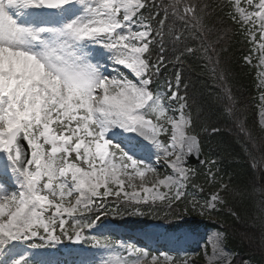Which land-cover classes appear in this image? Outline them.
Listing matches in <instances>:
<instances>
[{"label":"snow or ice","instance_id":"obj_1","mask_svg":"<svg viewBox=\"0 0 264 264\" xmlns=\"http://www.w3.org/2000/svg\"><path fill=\"white\" fill-rule=\"evenodd\" d=\"M230 2L232 19L254 43L259 34L264 52V0ZM150 7L154 0H0V264H61L40 250L62 238L87 241L85 228L95 222L76 217L106 197L171 204L185 195L187 158L201 146L190 134L179 76L177 91L157 83L165 21L145 17ZM183 12L195 17L196 7ZM153 157H163L171 174L160 178ZM223 202L218 191L203 211ZM91 241L110 254L101 264L149 258L132 243ZM217 254H224L219 244Z\"/></svg>","mask_w":264,"mask_h":264},{"label":"trees","instance_id":"obj_2","mask_svg":"<svg viewBox=\"0 0 264 264\" xmlns=\"http://www.w3.org/2000/svg\"><path fill=\"white\" fill-rule=\"evenodd\" d=\"M154 3L155 9L150 7L144 16L151 12L153 24L157 19L165 21V60L157 83L170 82L177 91L179 76L178 92L184 95L193 121L190 131L200 137L206 158L204 165L194 167L191 183L201 186L206 198L217 191L223 197L224 204L214 219L223 226L227 245L235 253L230 264H264V129L258 121L256 68L246 61L251 45L243 27L232 19L230 0ZM189 5L196 7L195 17L184 16ZM177 35L179 40L174 39ZM223 185H227L226 191H221ZM99 202L100 207L81 212L79 219L90 223L97 215L103 220L101 213H106L133 228L154 220L171 225L190 223L188 215L197 219L184 198L141 206L119 198ZM135 208L145 212L141 219L134 217Z\"/></svg>","mask_w":264,"mask_h":264},{"label":"rangeland","instance_id":"obj_3","mask_svg":"<svg viewBox=\"0 0 264 264\" xmlns=\"http://www.w3.org/2000/svg\"><path fill=\"white\" fill-rule=\"evenodd\" d=\"M258 23L259 22L257 21V24ZM246 35L249 39V42L252 44V49H253L252 54L247 57V61L255 65V67L257 68L258 84L262 89V94L259 97L258 109H259V120L261 126L264 128V52L258 50V44L260 43L258 33L255 43L250 38L248 32H246ZM178 107H179V102L173 105L174 109H178ZM151 162L159 170L160 178H163L166 174H171V169L167 166L163 157H161L159 161H157L156 158L153 157ZM186 166L192 170V174L190 177L191 179L193 176V168L188 165ZM153 179L154 178L151 176V174H148L145 177V182L148 184V186H151V181ZM136 183L137 185H139L141 181L137 180ZM188 184L184 189L185 195L183 197L187 198L186 200L192 203L190 208L191 210H193L194 214L199 216V218H204L205 220L201 221L197 225L182 226L177 228H171V227L169 228L168 225L160 222L152 223V225L149 226L148 229H150L151 227L153 229H157L158 233H160L159 235L162 237L163 242L166 246V249L160 247V250L156 251V254L159 256L157 264H228L232 260L234 253L226 244L224 231L220 228H217L216 226H212L211 224H209V223H214V221L210 220L209 217L213 216L218 211L219 206L222 205L223 203L219 204L217 208L213 211L204 212L202 206L205 204L206 201L203 198L202 189L197 186H192L188 190ZM126 190L130 191V189H126ZM161 191H165V190L161 189ZM210 197L208 198V200L210 199ZM149 201H151L150 198L148 202ZM132 202L144 203V201H140V202L132 201ZM159 202L161 201L157 200L154 203H159ZM135 213L139 215L141 214V211L136 210ZM112 227H115V224L112 223L110 219H108L105 222L95 224L92 230L85 235L86 237H89V239L85 242L78 243V242L69 241L66 238H62V242H69L68 247H66L65 250L68 249L72 253L77 252L82 255H76V256L63 255L60 258L58 256H55L53 258L55 260H59L60 262L66 260L67 264H80L82 260L93 261L94 264H101V261L110 254L104 251L103 249L94 246V244L91 241V237H96L101 240L108 239L117 244H120L121 242H125L126 244L132 243L128 239L122 240L119 239L118 237L116 238L115 237L116 235L114 236L113 233L110 232V230H112L111 229ZM148 229L146 231H148ZM193 229H194V234L198 232L197 235H194L192 233ZM185 233H189L187 239L189 240L188 242L192 244L190 248L193 247L195 248V250L191 252V256L188 259H185L184 261H180V260L178 261L177 259L174 258L176 255H179L181 253L183 254L185 252H190L189 247H185L186 244H183L181 242H176L177 236H184ZM57 234L59 235V229L57 230ZM212 235L213 236L216 235V238L213 240V242L207 243L206 240L211 238ZM36 242L39 243L40 241L37 240ZM62 242L54 245L51 248H48L49 251H51V253L53 254L56 251L51 250L52 248L55 247L57 249L63 248ZM217 244H219L220 247L224 249L223 255H219V254L214 255V245ZM67 253L69 252L67 251ZM162 253H164L163 256L161 255ZM124 254L125 256L128 255L127 253ZM165 255L171 256L172 260L166 261L164 259ZM149 262L150 261H147L145 262V264H149ZM248 264H250V262H248Z\"/></svg>","mask_w":264,"mask_h":264},{"label":"water","instance_id":"obj_4","mask_svg":"<svg viewBox=\"0 0 264 264\" xmlns=\"http://www.w3.org/2000/svg\"><path fill=\"white\" fill-rule=\"evenodd\" d=\"M197 139L199 140L198 137H197ZM199 142H200V140H199ZM200 146H201V144H200ZM204 161H205V157H204V154L202 152V148H201V151H200V153L198 155L193 154L192 156L187 158V163H189V164L199 165V164L204 163Z\"/></svg>","mask_w":264,"mask_h":264},{"label":"bare ground","instance_id":"obj_5","mask_svg":"<svg viewBox=\"0 0 264 264\" xmlns=\"http://www.w3.org/2000/svg\"><path fill=\"white\" fill-rule=\"evenodd\" d=\"M156 230H157V229H153V228H150V229H149V238H153V237H155V236H158L159 233H158V231H156ZM215 238H216V235H214V236L212 235L211 238H209L208 241H209V242H213V240H214ZM181 241H182L183 243H186V242H187V241H185V239H182ZM40 251H42L43 253H45L47 256L50 257V255H49L50 253L48 254V253H47V250H45V249H41Z\"/></svg>","mask_w":264,"mask_h":264}]
</instances>
